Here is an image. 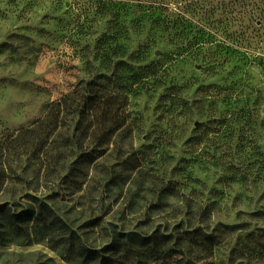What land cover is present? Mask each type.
<instances>
[{
  "label": "rangeland",
  "instance_id": "rangeland-1",
  "mask_svg": "<svg viewBox=\"0 0 264 264\" xmlns=\"http://www.w3.org/2000/svg\"><path fill=\"white\" fill-rule=\"evenodd\" d=\"M96 78L128 91L130 132L84 183L59 179L53 210L68 229L0 226V264H75L71 231L95 245L98 264H130L103 241L179 221L207 227L216 264L242 245L250 261L233 264H264V246L245 239L264 230V0H0V134ZM15 186L11 202L0 185V203L39 212L31 197L42 194Z\"/></svg>",
  "mask_w": 264,
  "mask_h": 264
},
{
  "label": "trees",
  "instance_id": "trees-1",
  "mask_svg": "<svg viewBox=\"0 0 264 264\" xmlns=\"http://www.w3.org/2000/svg\"><path fill=\"white\" fill-rule=\"evenodd\" d=\"M97 78L109 79L107 73H99ZM97 78L78 82L72 91L52 101L43 116L30 126L0 134V185L6 182L12 187L8 200L15 202L18 198L15 185L42 194V197H31L38 202L37 213L34 208L11 210L7 202L0 203V219L3 220L0 226L16 228L19 223L49 220L68 229L66 222L53 210L58 198L59 179L64 178L67 186L72 187L84 183L91 165L108 156L110 145L118 141L116 138L130 132L128 91L109 89ZM124 84L131 87L133 82L127 78ZM4 156L5 163L1 161ZM178 210L183 211L181 207L175 208V218L180 214ZM169 226V223L164 227L159 224L151 233L129 231L125 235L116 234L103 241V250L117 257L118 263L148 264L151 259L178 255L175 264H216L213 248L217 241L203 223L179 221L173 227ZM255 232L249 233L245 239L255 237L264 246V230ZM69 233L71 243L66 253L76 252L78 259L74 263L90 261L98 264L99 253L91 249L95 245L87 243V239L74 231ZM244 248L243 245L237 249L235 246L231 250V264L237 255L250 261V249L244 251ZM63 258L72 261L69 257ZM102 259L103 256L100 262Z\"/></svg>",
  "mask_w": 264,
  "mask_h": 264
},
{
  "label": "water",
  "instance_id": "water-1",
  "mask_svg": "<svg viewBox=\"0 0 264 264\" xmlns=\"http://www.w3.org/2000/svg\"><path fill=\"white\" fill-rule=\"evenodd\" d=\"M263 110H264V108H263Z\"/></svg>",
  "mask_w": 264,
  "mask_h": 264
}]
</instances>
